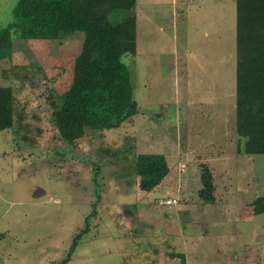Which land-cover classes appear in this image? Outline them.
Returning a JSON list of instances; mask_svg holds the SVG:
<instances>
[{
    "label": "rangeland",
    "instance_id": "rangeland-1",
    "mask_svg": "<svg viewBox=\"0 0 264 264\" xmlns=\"http://www.w3.org/2000/svg\"><path fill=\"white\" fill-rule=\"evenodd\" d=\"M15 3L0 0L1 26ZM127 13L139 109L117 129L68 143L50 123L53 87L66 92L90 55L83 34L15 40L0 60V85L24 108L0 131V264H264L254 211L264 154L239 151L236 133V0H137L111 19ZM140 153L170 168L150 192L134 170ZM203 165L212 202L200 195Z\"/></svg>",
    "mask_w": 264,
    "mask_h": 264
},
{
    "label": "trees",
    "instance_id": "trees-1",
    "mask_svg": "<svg viewBox=\"0 0 264 264\" xmlns=\"http://www.w3.org/2000/svg\"><path fill=\"white\" fill-rule=\"evenodd\" d=\"M136 3L137 0H16L12 21L0 25V60L12 58L15 40L51 41L81 33L89 44L90 55L74 62L73 79L66 92L61 94L54 87L51 91L50 123L61 140L74 143L87 131L117 129L138 113L131 70L123 60L136 53V14L111 19V14L130 11ZM236 3L238 149L246 154H264V0ZM16 101L13 89L0 85V131L12 128L17 116L21 119L24 108ZM132 160L139 188L146 192L159 186L170 172L161 153L133 154ZM203 166L200 195L212 202L213 174ZM254 211L264 213V196L254 201Z\"/></svg>",
    "mask_w": 264,
    "mask_h": 264
},
{
    "label": "crops",
    "instance_id": "crops-1",
    "mask_svg": "<svg viewBox=\"0 0 264 264\" xmlns=\"http://www.w3.org/2000/svg\"><path fill=\"white\" fill-rule=\"evenodd\" d=\"M188 1V0H187Z\"/></svg>",
    "mask_w": 264,
    "mask_h": 264
}]
</instances>
